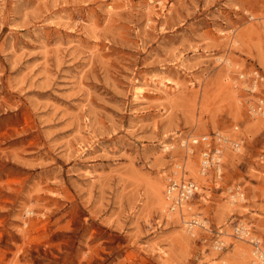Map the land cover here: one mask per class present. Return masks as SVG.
Returning <instances> with one entry per match:
<instances>
[{
	"label": "rangeland",
	"instance_id": "1",
	"mask_svg": "<svg viewBox=\"0 0 264 264\" xmlns=\"http://www.w3.org/2000/svg\"><path fill=\"white\" fill-rule=\"evenodd\" d=\"M170 180L201 184L192 231L155 199ZM253 241L264 0H0V264H235Z\"/></svg>",
	"mask_w": 264,
	"mask_h": 264
},
{
	"label": "bare ground",
	"instance_id": "2",
	"mask_svg": "<svg viewBox=\"0 0 264 264\" xmlns=\"http://www.w3.org/2000/svg\"><path fill=\"white\" fill-rule=\"evenodd\" d=\"M161 4V3H160ZM220 60V59H219ZM164 83L163 82H160L159 83V87H164ZM161 89V88H160ZM135 98L136 100H141V98H144L143 97V94L141 91L137 92L136 95H135ZM263 123V122H262ZM227 137V136H225ZM238 138V137H237ZM226 139V138H225ZM165 146V145H164ZM184 146V145H183ZM164 148H167V146H165ZM171 149V148H170ZM186 149V148H185ZM165 150V149H164ZM226 150V149H225ZM186 151V150H185ZM188 152L192 153L193 150L189 149L187 150ZM87 152V151H86ZM187 153V152H186ZM236 156V155H235ZM188 170L187 171H190L191 175L193 176L194 179H197L198 182L202 181V180H206L207 176L205 174H201L199 173L198 169H197V166H196V161L194 160V156H190V158L188 159ZM233 166V165H232ZM180 173V172H178ZM87 175V174H86ZM204 177H203V176ZM88 176V175H87ZM181 176V175H179ZM85 177V176H84ZM172 178V177H171ZM180 181V180H179ZM201 183V182H200ZM201 184L197 185V193L199 192V188H201L200 186ZM165 191V190H164ZM167 196H164L163 194V189H158L156 192H155V199L158 200L159 202V206H160V209L161 211L165 212L169 218L173 219V218H180L182 219L183 223L185 225H187V229L189 231H192L194 230L195 226L194 225H198L200 224V222L196 221L195 222H190L188 221L187 218H184L185 217V214L184 213H189V211L192 209L188 202H184L182 203L181 207L180 208H176L174 210H171V207L168 208L169 204H170V200H168V197L166 198ZM245 199V198H244ZM244 199H241L242 201ZM244 202V201H243ZM167 218V216H166ZM190 218V217H189ZM203 223V222H202ZM196 229V228H195ZM249 229H247V226L244 227V230H243V233H242V236H244L243 239H245V237H247V235L249 234ZM248 231V232H246ZM247 239V238H246ZM245 239V240H246ZM249 240H252V238H250ZM223 245H225V243H223V241L220 242ZM242 246V245H241ZM242 250V249H241ZM243 252V250H242ZM244 254H245V259L243 261H240L239 263H235V264H264V250L262 248H258V249H255L254 250H251V249H247L244 251ZM238 260V259H237ZM234 261V259L232 260ZM224 264H228L227 261H224ZM231 264V263H229ZM233 264V263H232Z\"/></svg>",
	"mask_w": 264,
	"mask_h": 264
},
{
	"label": "built area",
	"instance_id": "3",
	"mask_svg": "<svg viewBox=\"0 0 264 264\" xmlns=\"http://www.w3.org/2000/svg\"><path fill=\"white\" fill-rule=\"evenodd\" d=\"M197 143V141L195 142ZM210 146V145H209ZM238 148V145H235ZM222 152L219 149L214 151H205L203 153V158L201 162V172L205 175H208L210 171L213 169L216 170L218 174L221 172L222 168ZM197 184L188 180L182 181L180 183L175 180H170L168 188H167V197L171 202V210L176 208H180L182 203L188 202L197 194ZM235 201L241 200L245 198V195L241 192H236L232 195ZM242 201V200H241ZM242 229H238V233L242 235ZM256 249L259 248V241H253Z\"/></svg>",
	"mask_w": 264,
	"mask_h": 264
}]
</instances>
